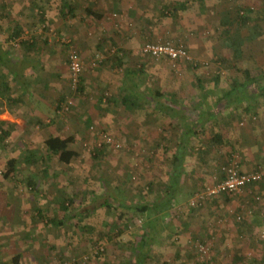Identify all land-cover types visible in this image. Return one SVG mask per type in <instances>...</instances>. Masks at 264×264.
Wrapping results in <instances>:
<instances>
[{
    "label": "crops",
    "instance_id": "obj_1",
    "mask_svg": "<svg viewBox=\"0 0 264 264\" xmlns=\"http://www.w3.org/2000/svg\"><path fill=\"white\" fill-rule=\"evenodd\" d=\"M118 2H120V10L123 12L120 16L122 20L119 25H111V28L107 29V33L103 30L102 38L98 37L97 42L95 40L92 42V55L95 56L96 61L90 65L91 72L89 68L88 70L86 68V72L82 75L85 92L87 91L89 99L94 104L99 105V109L94 106L92 110L88 111V115L84 117L85 123L90 125L100 120L101 114L103 117L106 116L105 120L109 128L129 130V114L136 112L143 114L140 122L138 118L131 117L133 123L131 127L134 129L157 128L156 135L151 136L145 130L141 133L142 137L145 138L144 144H155V147L162 150L155 157V166L149 164L148 160L146 161V173L142 174V181L143 183L145 181V185L154 182L157 187L165 184L169 185L170 182H175L179 177L171 168L170 163L178 150V144L183 135L182 124L189 123L198 130V133L203 131L191 136L187 141L188 144L196 146L200 144L202 146L200 149H195L196 154L186 155L185 157L184 172L175 190V194H177L175 202L180 201L179 198L184 197L185 194H188L190 198L192 194L200 191L209 183L211 185L215 180L222 179L224 177V166L222 165L234 157L239 161L240 168L243 171H251L258 167L261 160L264 161V137L261 138L258 134H253L254 131L256 132L255 125L258 122L260 123L258 113L243 114L239 117L237 112L243 113L244 105L241 107L240 104L238 106L230 103L229 100L219 103L218 98L223 91L204 87L205 84L210 83V79L215 75L209 74V72H213L208 71L210 68L203 67L209 63L214 64L216 62L214 59H217V57L220 59V56H222L212 43L215 40V32L219 34L217 39L221 38L222 32L219 31V26L221 19H223L221 14H216L212 8L213 2L203 3L197 0H111L113 8ZM182 2H187L186 8L174 11L173 5ZM169 5L171 6L170 11L164 10ZM11 7H13V10L14 3L11 4ZM30 9L33 14L38 12V8L30 7ZM18 28L20 27H10L6 29V35L0 34V45L3 46V50L6 52H9V48H12L10 46L13 44V42H9L8 34ZM86 31L87 29L82 27L78 28V33L81 32L82 35L84 33V38H87ZM22 33L24 36L23 31ZM25 38L33 42L32 36H26ZM77 39L75 47L80 45L81 40L78 37ZM149 41L173 42L176 45H182L188 50L192 61L173 62L168 58L153 59L146 57L139 52V49L145 42ZM34 42L36 41L34 40ZM22 51L29 59L35 58L34 51ZM79 52L82 54L81 51ZM9 54L16 59L15 54L12 55L10 52ZM130 60L132 65H129ZM173 63L178 64V74L173 73L171 70L176 65L173 66ZM195 65H199V67L195 68ZM156 78L161 80L168 78L170 82H173L171 80L176 78L178 81L173 83L172 88L168 87L167 89L163 86V89L157 88L153 91L147 89L145 91L143 85H151ZM117 79H120V81H117ZM27 80L29 85L31 82L28 78ZM7 82L11 85V91L5 97L2 96L4 99L0 97V122L5 124V128L24 129V125H28V122L22 114H19L21 111L15 109L14 105L18 103H12V106L8 107V96L13 100H18L19 103L23 100L22 103L24 104L25 99L33 98L36 105L35 100L42 102L44 96L35 92V86L32 83L29 85V88L30 86L31 88L28 91L17 94L13 92L15 83L10 77ZM129 84L133 85L131 91L141 98L139 101L140 106L132 109H129V104L124 103V98L129 94ZM159 93L164 95L161 100L166 104V107L156 105L155 99L156 96H159ZM28 102L31 105L33 104L30 100ZM227 102L231 105L228 106ZM117 105H121L119 108L121 112L116 109ZM33 107L34 105L31 107V113L36 114L38 117L36 121H44L45 116H43V113L37 110L33 112ZM52 109L55 110V106ZM134 125L136 126L134 127ZM214 133L223 137L222 144L224 145L216 143V145L209 147L207 151L206 148L211 144V137L214 136ZM12 134L14 132L11 131L8 137L10 138ZM169 134L177 135L175 143H170ZM169 143V147L165 148L164 146ZM47 172L49 171L46 170L45 173ZM50 175H53V172ZM34 176L35 174L32 177ZM37 183H39L37 187L40 188V191L37 192H41L40 198L46 193L42 194L43 189L48 190L49 195L44 200L32 194L30 187L29 189L26 188L23 194H19V192H23L22 189L18 191L15 187H12V189L4 187L0 190V209L4 207L15 210V212L12 211L11 215H4L0 218V261L4 264H60L65 259L79 258L84 251L91 247L93 242L99 239L94 236L96 235L95 231L104 232L101 230L103 227L101 225L106 222L103 219L100 222L99 220L104 216V212H108L109 209L98 208L97 205L94 207L97 201L105 200V198H98L99 190L92 191L94 194L92 193L91 196L88 194L87 197L83 192L85 189L75 186V190H73L74 187L68 185V183L50 185L46 188L40 185V180ZM118 185L122 189L123 184ZM111 188L113 189L111 186L108 188L103 187V190L110 192L109 189ZM259 189L258 186H254L249 187L247 191L251 192ZM77 190L83 191L74 196L78 193ZM27 191H30V193ZM65 194H71V196ZM68 197L72 199L69 203L66 202ZM149 199L151 200V197ZM218 201L220 203L221 199L219 198ZM218 201L213 202L212 210L215 209L214 206ZM86 204L87 206H85ZM114 206L115 208L112 207L110 210L113 211L114 209L118 212L117 209H120L122 211L119 210L118 215L111 212L114 215L109 216L111 217L109 226L111 227L113 223L117 222L124 228L125 224L129 222V211L126 210V208L129 209V203L117 201V205L114 204ZM88 207H93L91 209L96 211L85 212V208ZM40 213L41 216L38 215ZM204 213V209H202L188 215L186 218L188 221L184 222V230L191 227L190 220L200 217ZM35 214L37 217L33 216ZM48 218L53 219L55 222L64 220L65 225L56 227L53 224H48L46 223ZM168 219V216H166L165 221ZM11 220H14V227L10 223ZM158 222L163 223L164 221L159 218ZM197 224L200 225L198 228H204L207 231L205 227H202L204 223ZM80 225H86L88 228L93 229L84 232L81 230ZM163 227L166 229V226ZM69 229L73 232L69 233ZM205 234L209 235L208 232ZM205 234L201 233L199 235ZM92 235L94 238H92ZM148 235L150 237H147V239L151 238L150 231ZM123 236L112 234L109 238L103 237V239L108 240L105 244L107 246L106 252L103 256L92 258V264H125L129 261H131V264H136L135 257H129V247H121L122 244L117 243ZM137 241L139 240L137 239ZM137 241L134 243L135 246ZM154 241L155 238L152 241L147 240V243H152L151 247H153L155 245ZM162 243L156 244L162 245ZM151 247H149L150 250ZM163 252H161V256ZM15 257H18L16 263L14 261Z\"/></svg>",
    "mask_w": 264,
    "mask_h": 264
},
{
    "label": "rangeland",
    "instance_id": "obj_2",
    "mask_svg": "<svg viewBox=\"0 0 264 264\" xmlns=\"http://www.w3.org/2000/svg\"><path fill=\"white\" fill-rule=\"evenodd\" d=\"M34 1L37 2L36 8L43 9L46 14V29L42 26H37V17L30 11V7L33 6ZM63 1L72 5L78 2V7L73 16L61 14L60 8L63 5ZM12 3H14L13 10V7H11ZM119 3L113 8L111 0H0V34L6 35L7 28L19 26L24 32V37L32 36L31 39L37 42V50L34 52L35 58L29 59L27 55H24L22 48L17 45L9 48V52L12 55L15 54L16 59L22 62L32 60V63L29 65L27 78L35 86V92L44 96L42 102L35 100L37 105L34 103L33 98H29L33 103L32 105L26 99L25 104L21 100V103L14 105L15 109L21 111L19 114H22L26 118L28 125H24V129L8 127L7 129H10L14 134L10 138L7 137L4 142H0V190L4 187L7 189L15 187L18 191L22 189L23 192H19V194H23L26 188L29 189L28 178L35 174L32 178L36 181L40 180V185H43L45 188L50 185L67 184L68 180H71L78 182L77 187L89 191L90 196L93 193L92 191L99 190L98 198L101 199L108 196L105 193L107 191L103 190V187H113V189L109 190L112 194V202L116 205L117 201L130 204L145 201V193L140 194L141 191H138V189L145 186V181L144 183L142 181V174L146 173V161L148 160L149 164L155 166V157L162 150L159 147H155V144H144L145 138L142 137L141 133L145 130L151 136L156 135L157 128L134 129L131 127V124L133 126L131 117L138 118L140 122L143 116L140 112L129 114V130L124 128L113 130L109 128L105 120L106 116L104 115L103 117L101 114L100 120L87 125L84 117L88 115V111L92 110L94 106L99 109V105L97 103L94 104L89 99L87 91L86 93L84 91V95L81 94L79 96L70 93L69 47L77 45V37L81 40H79L80 45L76 48H79L78 50L83 54H81L84 62L83 73L86 72V68L87 70L89 68L91 72L90 65L96 61L94 59L95 56L92 55L91 44L94 40L97 42L98 37L102 38V34H104L103 30L107 33V29L111 28V25H119V22L122 20L120 16L123 13L119 8ZM213 4L212 8L216 14L224 12L221 15L222 17L229 13L230 19L237 17V13L239 12L237 9L239 7L244 8L245 12L250 9L248 10L250 12H247L250 20L248 25H246V29H240L237 25L232 27L228 38L224 34H221L222 38L217 39L219 34L217 32L214 33L215 40L212 43L216 50L222 54L220 57L224 60V63L221 64V61H216L214 64L209 63L205 65L203 68L208 67L210 68L208 71H213L209 72V74L220 76V86L218 89H215L212 83H208L204 87L215 90L227 89L230 84L229 79L234 75H238L239 71L242 74L246 69L250 70L254 76H260L261 78L262 83L260 87L258 85L254 86V88L260 89L261 86L264 87V0H214ZM88 6L92 7L96 13L101 14L102 18L96 19L87 16L85 10ZM64 12L67 11L64 10ZM80 27L87 29L85 35L88 39L83 37L84 33L83 35L81 32L78 33V28ZM129 27L132 28L131 25ZM223 27L220 25L219 31L222 32ZM242 31H245L244 34L247 39H240V32L242 35ZM89 34L91 35L89 36ZM226 39H228V42ZM229 39L240 42L241 48L239 53H235L234 49L227 45V43H230ZM171 43L174 44L173 42ZM143 45L139 49L140 53H142ZM84 56L86 57L85 59ZM174 64L176 63H173V66ZM33 65L34 67H31ZM129 65H132L131 60L129 61ZM177 68L178 64L171 68L172 72L178 74ZM120 79H117V81H120ZM41 81L45 83L44 88L43 86H39ZM171 81L173 82H170L168 78L166 80L156 78L151 85L145 84L143 88L145 91L147 89L150 91L157 88L163 89V86L167 87V89L168 87L172 88L173 83L177 82L178 79L173 78ZM13 92L18 94L21 91L15 85ZM60 95L69 97L73 103L72 108L66 115H59L57 113L58 110L52 109L56 105V98ZM259 102L260 104L256 111L260 123L258 122L255 125L256 132L254 131L253 134H258L262 138L264 137V101L260 100ZM33 105V112L37 110L45 116L43 119L44 124L38 123L39 121H36L38 120L36 119L38 118L36 114L33 115L31 113ZM120 107L121 105H117L116 109ZM119 110L121 112V109ZM242 114L237 112L239 117ZM52 134L74 139L69 147L76 151L79 156L70 165L60 163L55 157H51L49 162L39 163L36 166L22 162L26 159H33L36 157V154L45 156L47 151L44 141ZM176 137V134H169L168 138H171L170 143H175ZM107 138H113L120 146H110L106 143ZM102 147L105 154L98 155V148ZM10 158L18 159L21 162L18 165L17 172L6 179L3 177L4 168ZM261 164H264L263 160H261ZM46 170L49 172L45 173ZM51 172H53V175H50ZM62 172H65V175ZM120 183L123 184L122 189L118 187ZM135 186L138 187L133 191L132 187L134 188ZM73 190H75V187ZM37 191H40L39 187L31 193L39 197L41 192L38 193ZM27 192L30 193V191ZM43 193L44 196L39 197L41 200L46 199L49 195L48 190L43 189ZM253 196L257 197L256 203H251ZM192 198L193 194L190 198L188 194L179 198L180 201L176 205L174 204L168 212L169 219L166 221L163 219V223H156L158 233L154 237L155 241L153 243L155 245L153 247H151L152 243L149 245L151 250L146 248L149 258L145 260L144 264H249V262H252L250 264H264V240H259V236H262L259 233H264V188L263 190H252L251 192L245 191L240 195H231L224 199L220 197L214 198L215 201H218L219 198L221 199V202L219 203L218 201L214 206V210H212V204L214 205L213 202H215L213 200L206 202L200 209L199 207L192 208V211L185 209V207L189 208L188 204ZM2 208L0 209V218L4 215H11L12 211L15 212L12 209ZM202 209H204L205 213L200 217L190 220L189 222L192 223L191 227L184 230V222L188 221L186 219L187 216ZM119 210L117 209L118 212H116L114 209L113 211L109 209L108 212H104V216L100 218L99 222L103 219L106 223L101 225L103 226L101 230L111 235H117L120 232L122 228H115V231H110L109 226L111 219L109 216L114 215L111 212L118 215ZM126 210L129 211V222L125 224L126 228L124 226L122 229L124 230L122 234L124 236L117 243H121V247L128 246L130 248L131 244H134L137 239L141 240L142 236L149 232L147 231L148 221H146L145 216L138 215L127 208ZM172 210L173 212L171 213ZM183 210L185 211L183 212ZM187 211H189L188 214ZM33 216L37 217L36 214ZM239 217L240 219H238ZM13 222L14 220L10 221L14 227ZM197 223H204L202 227H205L207 231L204 228H198L200 225ZM163 226H166V229ZM72 232L69 229V233ZM206 232L209 235H206ZM201 233L205 235H199ZM107 241L105 240L103 244H99L104 250L107 248L105 245ZM159 242H163L162 245L156 244ZM199 244L208 246L209 257H201L197 249V245ZM162 251L164 252L161 256ZM95 254L96 250L91 245L79 258L75 257L73 259L79 260L87 257L88 264H92V258L95 257ZM236 256H242L243 259L236 260ZM253 256H255L256 261H252ZM79 264L82 263L80 262Z\"/></svg>",
    "mask_w": 264,
    "mask_h": 264
},
{
    "label": "trees",
    "instance_id": "obj_3",
    "mask_svg": "<svg viewBox=\"0 0 264 264\" xmlns=\"http://www.w3.org/2000/svg\"><path fill=\"white\" fill-rule=\"evenodd\" d=\"M197 1H202L203 3L204 2H207V3L214 2V0H197ZM186 4H187V2L174 4L172 8L174 9V11L175 10H184V8H186ZM32 7L33 8L37 7L36 1L33 2ZM77 7H78V2L75 5H72V4H69L68 2L63 1V5L60 8V10L62 9L61 14H63L64 16H67V15L73 16ZM170 7H171L170 5L166 6L164 8V10L170 11ZM243 9L244 8H240V7L237 9L239 12L237 13L236 18L233 17L232 19H230V17L228 16L229 13L227 11H225V12H227L228 14H225L222 16L223 19H221L220 25L224 26L223 30H222V32H223L222 34L227 36L226 38H228V36L231 32L230 29L232 27H234L235 25L239 26L240 29L241 28L246 29V25H248V22L250 20L247 12H250V11H248L250 9H248L246 12H245V9L244 10ZM64 10H66L67 12H64ZM85 11H86L85 13L87 16H91V17H94L96 19L102 18V15L99 13H96V11H94L92 7L88 6ZM222 14H224V12L221 13V15ZM35 15H36L35 17H37V26L38 27L42 26L44 29H46L47 28V25H46L47 20L45 17L44 10H41L40 8H38V12ZM244 32L242 31V35L240 32V36H241L240 39H247ZM8 40H9V42H13V44L10 47H13V45L14 46L17 45V46H21L22 50H26L29 52H33V51L35 52L36 51V42H34V40H33V42H31L30 39L25 38L23 36L21 28L14 29L13 31H11L8 34ZM226 40L228 42V39H226ZM229 42L230 43H227V45L229 47L233 48L235 53H239L240 48H241L240 42L238 40L231 41L230 39H229ZM152 43H158V42H152ZM141 54H143V53H141ZM80 55H81V53H80ZM144 56H146V55H144ZM146 57H148V56H146ZM214 60L215 61H221V64L224 63V60H222L221 58L219 59L218 57H217V59H214ZM31 61L22 62L20 60H16V59L12 58V56H10L9 52H6L5 50H3V46L0 45V79H1L0 97L1 98H3L2 96L5 97L6 94H9V92L11 91V87H10L11 85L9 82H7V79H9V77L12 79V81L15 83V85H17V87L20 89L21 92H25V91H28L30 89L29 85H28V80L26 77H27L29 65L32 63ZM68 64H69V62H68ZM31 67H34V65ZM198 67H199V65H195V68H198ZM68 69H69V66H68ZM210 83H212L215 86V89H218V87L220 86V76L217 75V76L213 77L212 79H210ZM229 83L230 84H229V87L227 89L221 90V91H223V93L218 98V102L221 103V102L229 100L230 103H234L238 106H239V104L241 105V107L244 105L245 108L242 110L243 114H246V115L247 114H256V112H257L256 110L258 108V105L260 104L259 101L260 100L264 101V87L261 86L260 89L254 88V86H258V85L260 87V84L262 83L260 76H254L250 70L246 69L243 71L242 74H241V71H239L238 75L232 76V78L229 79ZM69 84H70V78H69ZM39 86L40 87L43 86V88H44L45 83H43L41 81L39 83ZM132 86L133 85L129 84V90H128L129 94L127 95L126 98H124V103L126 102L127 104H129V109H132L133 107H139L140 106L139 101L141 99L139 95H136V93L131 91ZM84 91H85L84 82H83L82 76H81V79L78 82L76 88L72 87V85H71L70 93L71 94L74 93L75 95L79 96L81 94L84 95L86 93V92L84 93ZM163 97H164V95L160 94V93H159V96H156V99H155L156 105H159L161 107H166V104L161 100V99H163ZM7 101H8L7 102L8 107L12 106V103H19L18 100H13L9 96L7 98ZM67 105L69 106V109L65 110V107ZM72 105H73L72 100H70L69 97H67L65 95H60L56 98L55 110H58L57 113H59V115H66L67 112L70 111V109L72 108ZM227 105L229 106L231 104H229V102H227ZM38 123L44 124V122L42 120L39 121ZM4 125H5L4 123L0 122V142H2V141L4 142V140L11 133V131L9 129L5 128ZM181 129H182L183 135L181 137L180 143L178 144V150H177L176 154L173 156V160L170 163L171 168L174 169V171L177 173V175H179V177H177L175 182H170L169 185L165 184L164 186H161V187H157L154 182H149L144 187L139 188L141 190L138 189V191H141L140 194H142L143 192L145 193V201L142 203L141 202L140 203L133 202L131 204L129 203V210H132L133 212H135L138 215L145 216L146 221H148L147 231H150V233L152 235L151 238L147 239V237H150L148 235V232H147V233H145L144 236H142L141 240L137 241L136 246L134 244H131V246L129 248L130 249L129 257L132 258L134 256L136 259V264H144L145 260L146 259L148 260L149 253L146 251V248H149L150 243H147V240L152 241V239H154L155 235L158 233L157 228H156V226H157L156 223H158V219L159 218L165 219V217L168 216L169 210L172 209L173 205L174 204L176 205V203L178 202V201L175 202L177 200V194H175V192H176L175 190H176L177 184H178V182H180L181 176L183 175V172H184V165H185L184 162H185L186 155L196 154L195 149L196 148L200 149V147L202 146L200 144H198L197 146L193 145V144H188L187 141H189L191 136H194L195 134L197 135L199 133H202L203 131L200 130L201 132L198 133L197 132L198 130L193 128L189 123L182 124ZM211 139H212L211 144L207 146L208 148H206L207 151L209 150V147H212V145L213 146L216 145V143L220 144L222 146L224 145V144H222L223 143V137L220 134L214 133V136H212ZM73 140L74 139L71 137L63 138L59 135L52 134L49 137H47V139L44 141L46 151H47V154L45 156L44 155L42 156L40 154H36L35 155L36 157H34L33 159H30V160L26 159L25 161H22V162L29 164V165L36 166L39 163L49 162L51 157H55L60 161V163L65 164V165H70L71 162L79 156V154L76 151L70 149V147H69ZM169 145H170V143L168 145L166 144L164 147L167 148V147H169ZM98 149H99V151L97 152L98 155H104L105 154L103 147L98 148ZM20 162L21 161H19L18 159L10 158L8 160V162L6 163V166L4 168L3 177L7 179L10 176H12L13 174H15V172H17V170H18V165L20 164ZM231 162H232V160H229L228 162H225L222 166L226 167ZM261 165L262 164H260L259 166H261ZM262 166H264V164ZM258 167H256V168H258ZM239 168H240V164H239ZM256 168H254V169H256ZM64 173L65 172H62L63 175H65ZM218 180H220V179H218ZM218 180H215L214 182H216ZM28 185L32 191H36L37 181L35 179H33L32 177H29L28 178ZM68 185H71L73 187H75V186L77 187L78 182L68 180ZM138 186H135L134 188H132V190L135 191ZM207 186H210V183ZM207 186L203 187L202 189H205ZM254 186H258V188L263 190L264 181L255 183L250 187H254ZM248 190H249V188H248ZM77 191H78V193L75 194L74 196L79 195L80 194L79 192H82L83 190H77ZM83 192L85 195L89 194V191H87V190H84ZM105 193L108 195L107 197H104L105 200L97 201L95 203L94 207H96V205L98 208L104 207V208L110 209V208L114 207V203L112 202V199H111L112 194L110 192H105ZM194 194H196V192ZM194 194H193V197H194ZM65 195L71 196V194H65ZM227 196H231V195L223 194L219 197L221 199H224V198H227ZM150 197H153L154 199L151 198V200H150L149 199ZM256 199H257V197L255 198L253 196V200H251V203L255 202ZM212 200L215 201V199H212ZM71 201H72V199L70 197L66 198V202L69 203ZM85 206H87V204ZM64 208H66V207H64ZM91 208H93V207L85 208V212L90 213L92 211H96L95 209H91ZM66 209H68V208H66ZM185 209L189 210L190 208L185 207ZM184 211L185 210H183V212ZM188 213H189V211H187V214ZM38 215L41 216L42 214L40 213ZM87 215H89V214H87ZM238 219H240V217ZM46 223L53 224L56 227H63L65 225L64 220H60L58 222H55L53 219L50 220L49 218H48V220H46ZM80 227H81V230H83L84 232L85 231L88 232V231H90V229H93V228H88V226H86V225H80ZM143 227H144V225H143ZM115 228H118V229L122 228L123 229V227L120 226V223H117V222H115L111 225L110 231H115ZM125 228H126V225H125ZM122 229L120 230V232L117 233L116 236H121L124 233V230H122ZM95 233H96V235H94V236L99 238V239L97 241L93 242L91 245L96 250V254H95L96 257H97V255L103 256L105 254L106 250H104V248H102V246H99V244H102V240L104 243L103 237L109 238L111 236V234L108 232H102V231H95ZM259 234H262L261 237L259 236V240L263 241L264 240V233H259ZM92 238H94L93 235H92ZM172 243H174L173 240H172ZM253 257L254 258L252 259V261H254V260L256 261L255 256H253ZM235 259L241 260V259H243V257L242 256H236ZM17 260H18V257H15V259H14L15 263ZM65 260H67V259H65ZM250 263H252V262H249V264ZM0 264H4V263H2L0 261ZM125 264H131V261H129V263H125ZM203 264H205V263H203Z\"/></svg>",
    "mask_w": 264,
    "mask_h": 264
},
{
    "label": "built area",
    "instance_id": "obj_4",
    "mask_svg": "<svg viewBox=\"0 0 264 264\" xmlns=\"http://www.w3.org/2000/svg\"><path fill=\"white\" fill-rule=\"evenodd\" d=\"M142 53L153 59L168 58L173 62L184 60L192 61L187 49L182 45H175L169 42L150 43L146 42L142 47ZM69 78L72 87L76 88L84 72V63L80 52L75 46L69 47L68 53ZM69 106L65 107L68 110ZM106 143L110 146L119 147L120 145L113 138H107ZM224 177L205 189H202L190 200L188 207L198 208L206 202L217 198L223 194L240 195L255 183L264 181V166H259L251 171H242L239 168V161L234 157L232 162L223 168ZM197 249L201 257H209L207 245L199 244ZM83 261V262H82ZM88 264L87 257L83 259L63 260L60 264Z\"/></svg>",
    "mask_w": 264,
    "mask_h": 264
}]
</instances>
